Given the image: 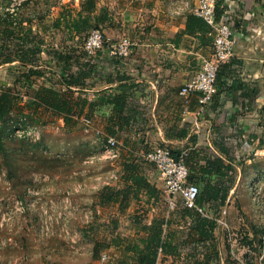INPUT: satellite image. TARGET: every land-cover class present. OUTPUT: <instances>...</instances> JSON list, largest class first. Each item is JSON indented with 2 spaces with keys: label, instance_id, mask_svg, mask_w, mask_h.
<instances>
[{
  "label": "crops",
  "instance_id": "0c3cea01",
  "mask_svg": "<svg viewBox=\"0 0 264 264\" xmlns=\"http://www.w3.org/2000/svg\"><path fill=\"white\" fill-rule=\"evenodd\" d=\"M262 1L224 0L227 12L236 20L234 57L243 60L239 69L241 77L254 83L250 87H258L259 92L243 96L241 90H224L214 96L206 110H201L196 94H180L183 85L196 75L203 59L213 50L214 36L210 32L191 34L186 31L187 19L196 0H96V13L105 9L108 12L105 22L99 24L107 37L105 47L95 54H88L90 58L81 56L76 68L66 71L86 73L84 85L74 87L75 95L82 91V97L92 103L91 107L85 105L82 111L77 108L75 125L83 127V118L88 117L93 121L89 130L93 133L90 136L93 142L98 140L102 144L107 136H114L122 147L117 165L103 172L93 171L94 182L75 188L80 191V203L90 205V214L104 218V227L111 230L109 235H112L108 243L115 235H127L126 231L120 232L123 223L131 225L132 236L126 237L134 238L148 234L149 230L144 231L142 225L161 221V236L167 249L159 254L156 264H237L242 251L247 254L254 249V245L248 243L253 237H247L243 245L238 235L236 238L230 235L227 226L232 224L233 228V223L241 220L236 197L230 194L240 183L241 174L237 179L236 172L240 164L243 165L239 162L240 157L264 156V41L253 42L256 32L261 29L252 19L261 16L256 13L264 9ZM62 4L65 3H61L60 8ZM123 38L134 43L131 54L127 57L113 55L112 46ZM43 53H47L46 50ZM59 62L62 64L63 60L59 59ZM89 62L90 69L85 65ZM29 99L30 96L24 105ZM117 99L118 109L115 108ZM38 116L47 122L49 119L44 117L51 116L65 124L62 117L49 110L43 109ZM80 140V143L84 141L82 137ZM153 145L186 152L190 159L188 165L186 158L189 171H192L191 164L198 170L194 181L202 188L205 185L230 186L227 197L224 200L222 196L216 199L202 197L199 204L202 211L184 207L179 197L171 206L162 194L159 171L142 157V152ZM215 158H222L225 164L232 165V183L216 178V169L207 163L208 159ZM126 162L134 164L136 175L153 185L154 191L140 188L137 196L133 192L126 201L120 198L119 202L101 206L97 193L104 186L121 191L129 186L137 188L131 179H127ZM206 166L213 172L208 181L201 178L208 177L202 171ZM263 168L258 167L254 174L252 172L253 176L256 172L261 173ZM102 178L109 182H102ZM90 193L93 195L87 197ZM78 207L80 211L76 214L80 217L83 209ZM60 215L55 219L61 220V230L67 232L64 221L70 217ZM40 219H43L42 212ZM110 220H115L117 228ZM72 247L77 254L72 264H121L120 260L125 256L122 247L111 243L100 250L99 258L84 260L82 258L90 252L83 250V245ZM240 262L244 264L242 259Z\"/></svg>",
  "mask_w": 264,
  "mask_h": 264
},
{
  "label": "rangeland",
  "instance_id": "374dc122",
  "mask_svg": "<svg viewBox=\"0 0 264 264\" xmlns=\"http://www.w3.org/2000/svg\"><path fill=\"white\" fill-rule=\"evenodd\" d=\"M29 2L30 0H0V30H4L6 27L10 29L15 27V33H17L15 24L17 19L26 20L23 24L26 28H24L22 33L28 34L23 36L24 39L30 37L37 41L42 40L44 42L42 47L47 52L41 53L40 62L46 67V78H37L36 85L47 82L61 88L63 82L61 81L60 72L63 70L64 61L60 64L55 51L69 55L71 61L68 68L73 67V69L76 68L79 61L81 62V56L89 58L91 56L84 49V39L87 37L88 32L76 36L72 30H67L64 26L61 28L55 26L56 18L61 11L60 4H68L66 9L77 17L81 0H35V3ZM261 3L264 5V0ZM257 14H261V16H254L252 19L257 21L261 31L256 32L257 36L253 42L259 43L264 41V9ZM2 35H5V33L2 32ZM14 37V35L13 37L4 36L13 52L19 43ZM0 40L2 41V37H0ZM24 70L23 66H16L15 63L0 66L1 87L13 86L16 75ZM16 92L18 95L26 96L21 100V104L24 105L29 98L28 91L24 88H18ZM44 118L49 119V123H43L38 115L29 121L30 124L38 123L35 126L40 130V137L42 135L43 141L51 147V155L59 157L60 161H58L59 159H48L47 162H44L40 158L19 156L17 155L18 151L15 149L20 147L21 144L15 141L7 143L3 141L4 149L0 150V264H72L76 260L77 255L72 246L83 245L82 249L90 252L82 258L87 260L94 255V243L96 241L103 243L112 236L109 235L111 230L104 227V218L99 215L92 216L89 209L90 205L80 203V196H78L80 191L75 188L82 187L83 183L90 184L94 179L93 171L103 172L109 168L111 169L116 163L118 164L120 158L116 160L97 159L93 162H88L93 156L99 155L101 151V144L98 143V140L93 142L90 137L93 133L90 131L86 132L82 125L67 126L59 122L57 118L55 119L51 116ZM80 137L84 140V144H82L83 142L80 143ZM89 141L93 144H90ZM23 145L26 148L29 147L26 143ZM121 151L122 147L119 145V152ZM239 162L243 164H240V169L236 171L238 173L237 179L241 174L240 183L236 187L235 192L230 194L236 197L235 201L240 209L238 218L241 220L240 222H234L233 228L231 227L232 224H229L227 229H229V233L233 238L238 235L237 238L242 244L245 243V237H253L254 249L247 254L242 251L239 254L240 259H242L244 264H260L262 253L261 234L264 228V168L261 173L259 171L254 176L253 174L258 167H264V156L250 155L240 157ZM2 163L7 164L8 166H6L10 167L11 171V167L13 169L19 167L20 170L14 173L17 175V181L12 182L9 179L8 172L2 166ZM59 164L60 167H57ZM32 169L44 171L35 172ZM80 169L84 172L79 171ZM256 181L261 182V189L257 193L258 198L262 201L260 206L257 200L254 199L255 195L249 187L250 183ZM102 182L109 181L106 178H102ZM65 183L68 189H66ZM247 183H249L248 187ZM28 184L31 185L25 189ZM72 186L74 188L70 190ZM35 189L40 190L44 194L42 198L46 206L43 219H40V209L22 212L20 208L19 200L30 197L29 191ZM24 190V197L21 196L22 198H20L18 192L21 193ZM69 194L70 203L62 201V198ZM72 195L75 197H72ZM92 195L93 193H90L86 196L90 197ZM77 198L79 199L77 200ZM77 205L83 209L80 217L76 214L78 210L80 211ZM65 206L68 208L67 210ZM75 207L76 209L74 210L73 208ZM60 213L62 216L67 215L70 217V219L65 218L64 221L67 226V232L61 230L63 226V224H59L61 220L57 221L55 219L56 216L59 217ZM47 220H54V222H46ZM110 221L114 228H117L115 220ZM124 222H128L127 219H124ZM118 223L120 222L118 221ZM44 224H47L50 228L48 235H44L42 231ZM130 226L129 223H123L120 232L126 231V236H132L130 234L132 233L130 232ZM63 231L65 232L64 234ZM70 233L74 236L71 237ZM249 233H252V236H249ZM81 241L82 243L80 244ZM103 248L101 247V249ZM240 259L237 260V264H241Z\"/></svg>",
  "mask_w": 264,
  "mask_h": 264
},
{
  "label": "trees",
  "instance_id": "16d2710c",
  "mask_svg": "<svg viewBox=\"0 0 264 264\" xmlns=\"http://www.w3.org/2000/svg\"><path fill=\"white\" fill-rule=\"evenodd\" d=\"M34 1L35 0H30L29 3ZM67 7L68 4L66 3L61 5V11L59 16L56 18L55 26L60 28L64 26L67 30H72L76 36L85 32H88L89 34L93 28L100 27L99 24L101 22H105L108 14L106 9L101 11L99 14L96 13V0H81L80 10L77 11V17L71 13V11H68L66 9ZM216 17L217 21H220L221 19L225 20L231 17V15L227 12L224 0H217ZM25 21L26 20H21L20 18L17 19V22L15 23L17 33H15V27H12L13 29L6 27L4 30H0V37H2V41L0 40V66L15 63L16 66H23L25 69L22 73L16 75L13 86L3 87L0 90V150L4 149L3 141L6 143L12 141L19 142L21 144L20 147L15 149L18 151L17 155L31 158L35 157L36 159L40 158L44 162H47L48 159H59V157L51 155V148L43 141L42 135L38 140H33L26 134L18 135L16 130L19 128L28 129L31 127H37L35 125L38 123L30 124L29 120H33L34 117L42 113L43 109L49 110L54 115L62 117L65 125H74V116L78 114L77 108L79 107L80 111H82L85 105L89 104L91 107L92 103L82 97V91H79L78 96L75 95L76 90L74 87L76 85H84L83 79L86 76V73L84 71H81L79 74L66 71V69L69 70L68 65L71 61L70 56L64 55L61 52L55 51V55H57L58 59L64 61V67L60 75L61 81L63 82L62 87L58 88L52 84H48L47 82L40 83L38 86L36 85V79L46 78L45 76L47 74L46 67L40 63L41 53L44 50L42 47L44 42L42 40L37 41L30 37L24 39L23 36L28 34L22 33L24 28H26L23 25ZM186 31L191 34L210 32L212 36H214V39L216 36L214 29L204 19L193 13L188 16ZM2 32H4L5 35H2ZM13 35L19 42L14 52L10 49L8 43L6 42V38H4V36L13 37ZM85 65L89 69L91 68L89 63H85ZM242 66L243 60L234 56H232L229 61L222 63L219 66L217 72V93L215 96L222 93L224 90H241V95L243 96H249L250 94L255 95L259 92L258 87H250L254 83L246 82L242 79L239 71ZM17 86L24 88L29 93L30 99L25 105L21 104L22 97L16 92L18 89ZM118 102L119 100L117 99V105L115 106L116 109L120 108ZM42 122L49 123L47 121ZM24 143H26L29 147L26 148V146L23 145ZM171 151L176 158H179L183 154V151L177 152L172 149ZM186 158L187 164L190 165V159L187 155ZM58 161H60V159ZM207 163L212 164L211 166L216 169L215 175L219 181L224 180L225 182L228 180L230 183L234 181L230 174L232 170V165L230 163L225 164L222 158H215L213 160L208 159ZM6 165L3 164L2 166L7 170L9 179L12 182L17 181V175L14 173L15 171L20 170L19 167L14 169L11 167L12 172L9 169L10 167L8 168V165ZM125 166L127 179H131L137 188L132 189V187L129 186L128 189H125V191H121L120 189L106 185L97 193L98 203L101 206H105L112 202H119L120 198H122V201H126L133 192L134 196H137L140 188H145L149 192L154 191L155 187L153 185H151L143 177L136 175L133 163L126 162ZM191 166L192 171H189L188 181L195 183L200 187L198 204H200V199L205 196L209 199H216L217 197L222 196V200L227 197L230 186L223 187L219 185H212L210 187V185H205V187L202 188L199 182L194 181L198 170L195 169L194 165L191 164ZM57 167H60V164ZM32 171L38 172L44 170L32 169ZM202 171L204 174H207L208 177L202 176L201 178L205 181L210 180L209 174L213 173L212 169H209L206 166L205 168H202ZM207 184L210 183L208 182ZM30 185L31 184H28L25 189H27ZM18 194L19 196H23L25 194V190L21 193L18 192ZM137 222H140V220L137 219ZM161 224V221H155L150 225H142V229L144 231L149 230L147 235H138L134 238L115 235L109 243L107 241L103 243L101 241H96L94 243L93 258H99L101 247H108L112 243L113 245L122 247L125 252V256L120 260L121 264H156L159 254L162 251L166 252L167 249V244L161 236ZM246 238L247 237H245V239ZM248 243L251 244V246L254 245L252 240H249ZM129 261L131 262L129 263Z\"/></svg>",
  "mask_w": 264,
  "mask_h": 264
},
{
  "label": "built area",
  "instance_id": "2783aa9c",
  "mask_svg": "<svg viewBox=\"0 0 264 264\" xmlns=\"http://www.w3.org/2000/svg\"><path fill=\"white\" fill-rule=\"evenodd\" d=\"M216 3L217 0H196L192 8V13L204 19L214 29L216 36L211 54L203 59L199 71L180 90L181 95L196 94L201 110L208 108V105L217 93V72L219 66L234 56L237 44L235 21L231 17L217 21ZM106 42L107 37L105 32L101 27H96L84 39V49L88 54H95L105 47ZM133 46L134 43L129 38H123L119 43L112 46L111 53L120 57H127L131 54ZM20 96L22 100L26 97L25 95ZM83 122L85 131L89 132L93 126L92 119L84 117ZM16 133L18 135L26 134L33 140L40 138L38 127H31L23 131L17 129ZM186 155V152H183L179 158H176L172 154L171 149L161 145L150 146L142 152L143 159L152 163L159 171V177L162 182V194L170 202L171 206L175 205L174 199L179 197L184 207L202 211V208L198 204L200 187L188 181L189 168L185 161ZM119 157V141L114 136H107L102 141L100 154L93 156L88 162H93L97 159L116 160ZM260 183V181H256L249 185L250 190L255 195L254 199L257 200L259 206L262 204V201L257 196V193L261 189ZM29 193L31 194L30 197L19 200L21 211L26 212L40 209L44 213L46 206L42 198L44 194L38 189L31 190ZM63 201L70 203V194L66 195ZM65 209L67 210L68 208L65 206ZM60 217H62V214ZM46 222H54V220H47ZM49 229L47 224L43 225L42 231L44 235L49 234ZM261 249L260 264H264V228L261 234ZM105 258L106 256L104 255L103 259Z\"/></svg>",
  "mask_w": 264,
  "mask_h": 264
}]
</instances>
